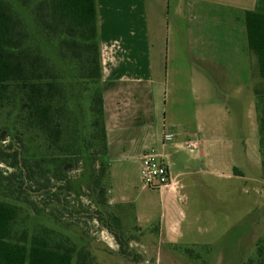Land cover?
<instances>
[{
    "label": "crops",
    "instance_id": "obj_1",
    "mask_svg": "<svg viewBox=\"0 0 264 264\" xmlns=\"http://www.w3.org/2000/svg\"><path fill=\"white\" fill-rule=\"evenodd\" d=\"M209 1L96 0L106 146L100 160L106 165L107 212L118 219L129 215L139 231L143 223L157 219L153 230L168 245L181 236L187 179L201 171L189 161L199 162L205 173L225 165L232 171L227 177L242 175L228 160L234 154L225 145L233 118L226 107L233 101L237 111L249 109L251 53L243 18L248 10L264 13V0ZM170 12L188 24L186 44L200 66L171 70L172 75L189 77L188 85L168 83V70L152 64L154 43L168 37ZM149 149L162 155L171 180L153 190L159 204L156 217L149 215L147 203L137 205L149 188L131 187L119 166L138 164L140 174V159ZM119 178L125 183L123 192L114 189Z\"/></svg>",
    "mask_w": 264,
    "mask_h": 264
},
{
    "label": "trees",
    "instance_id": "obj_2",
    "mask_svg": "<svg viewBox=\"0 0 264 264\" xmlns=\"http://www.w3.org/2000/svg\"><path fill=\"white\" fill-rule=\"evenodd\" d=\"M14 3L28 9L33 24L28 27L11 1L0 0V117L6 115L10 122L6 129L13 132L8 145L0 144V162L13 170L6 177L0 175V189L10 194L47 192L51 180L66 181L72 161L84 149L97 143V156L101 159L105 154L97 4L96 0ZM243 20L248 49L256 57L264 84V13L248 10ZM255 95L264 100V87ZM85 101L86 126L82 123ZM84 127L87 137L82 136ZM4 131L1 142L7 137ZM14 140L19 147H13ZM100 159L91 162H99L97 174L90 177L95 218L126 252L122 233L108 223L120 219L105 212L109 206L101 180L106 165ZM19 215L20 207L0 201V264H72L73 255L75 264H90V253L77 250L68 238L52 240L46 229L29 234ZM248 264H264V242L257 243Z\"/></svg>",
    "mask_w": 264,
    "mask_h": 264
},
{
    "label": "rangeland",
    "instance_id": "obj_3",
    "mask_svg": "<svg viewBox=\"0 0 264 264\" xmlns=\"http://www.w3.org/2000/svg\"><path fill=\"white\" fill-rule=\"evenodd\" d=\"M9 1L28 27L32 28L28 9L14 3V0ZM211 5L214 6L211 3L207 6ZM187 26V23L177 21L170 12L168 37L162 41L160 38L151 51L153 67L168 70V83L179 81L184 85L190 84L189 77L172 75L173 69L184 71L200 68L186 44ZM248 77V111L246 107L242 112L241 108L237 111L233 101L226 107L233 118L232 130L228 131L229 140L225 141V145L234 154L228 160L239 168L242 175L227 177L226 172L232 171L230 168L227 170L225 165L205 173L203 165L189 161L191 167H199L201 171L187 179L190 188L185 202L180 205L185 220L176 244L168 245L155 234L153 227L157 219H153L150 225L143 223L140 231L134 228V220L129 215L119 221L109 219V226L121 232L128 245L124 252L104 224L96 220L90 177L98 172L100 157L97 155L100 151L97 143L84 149L81 157L72 161L65 182L51 180L50 190L39 193L30 190L25 194H10L0 189V201L20 207L19 223L27 228L29 234L46 229L52 240L68 238L77 250L84 249L90 253V264H248V260L255 256L257 243L264 242V100L255 95V90L262 89L264 84L252 53ZM86 107L87 101L83 103L82 114L85 126L88 118ZM7 126H10V122L3 114L0 117V137L4 130L7 137L5 141H0L2 147L8 145L9 138L11 140L13 136V132L6 129ZM16 128L19 129L18 125ZM82 136H88L87 127H84ZM35 140L37 145L41 144L40 140ZM65 141H69V138L66 137ZM18 143V140H14L13 147H19ZM183 156L184 160L187 159ZM93 158L98 160L94 164L91 163ZM137 165L126 162L119 164L125 169L128 184L140 191L143 182ZM11 172L12 169L0 162L1 176L6 177ZM105 174L101 181L107 190ZM3 184L8 185V182L3 180ZM124 185L119 178L114 189L123 192ZM17 195L19 198H16ZM141 203L149 205V215H158L155 191L146 189L141 193L137 205ZM72 264H75V255Z\"/></svg>",
    "mask_w": 264,
    "mask_h": 264
},
{
    "label": "built area",
    "instance_id": "obj_4",
    "mask_svg": "<svg viewBox=\"0 0 264 264\" xmlns=\"http://www.w3.org/2000/svg\"><path fill=\"white\" fill-rule=\"evenodd\" d=\"M140 177L143 184L151 190H159L170 183L168 166L160 153L147 150L140 159Z\"/></svg>",
    "mask_w": 264,
    "mask_h": 264
}]
</instances>
